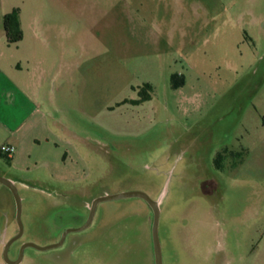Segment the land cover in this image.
I'll list each match as a JSON object with an SVG mask.
<instances>
[{"label":"rangeland","instance_id":"374dc122","mask_svg":"<svg viewBox=\"0 0 264 264\" xmlns=\"http://www.w3.org/2000/svg\"><path fill=\"white\" fill-rule=\"evenodd\" d=\"M0 1L56 52L32 157L0 154L22 207L10 260L84 226L97 198L142 192L162 264H264V0ZM152 218L141 198L99 203L20 264H154ZM17 233L0 184L2 262Z\"/></svg>","mask_w":264,"mask_h":264},{"label":"crops","instance_id":"0c3cea01","mask_svg":"<svg viewBox=\"0 0 264 264\" xmlns=\"http://www.w3.org/2000/svg\"><path fill=\"white\" fill-rule=\"evenodd\" d=\"M14 9H18L15 3L7 8L0 1V147L14 148L9 159L17 165L25 154L32 157L29 138L48 121L51 64L56 52L42 29L30 23V11L20 12L21 41L7 42L3 17ZM33 140L40 142L39 138ZM0 237L6 241L5 236ZM0 264L4 263L0 260Z\"/></svg>","mask_w":264,"mask_h":264},{"label":"water","instance_id":"95a60500","mask_svg":"<svg viewBox=\"0 0 264 264\" xmlns=\"http://www.w3.org/2000/svg\"><path fill=\"white\" fill-rule=\"evenodd\" d=\"M0 184L3 185L4 187H6L13 196L15 206H16V221L18 224L17 235L4 244V249H3V263L4 264H20L22 261V257H23V251L25 248H28V247L34 248V249L39 250V251H47L49 249L60 247L62 245L63 240H64L65 236L67 235V233L74 232V231H82L90 225L94 211H95V209L99 203H102L105 201L122 199V198H131V197L143 199L144 201L147 202V204L150 206V208L152 210L153 218H152V225H151V235H152V243H153L154 264H162L161 247H160V242H159V237H158V222H159V214H160L159 206H158L159 204L157 201L150 199L146 194H144L142 192H126V193H119V194H115V195H105V196L97 198L92 203L88 221L86 222V224L84 226H82L81 228L76 229V230L66 231L62 235L61 240L57 244H54V245H50L47 247H38L34 244L27 243L20 249L17 259L16 260H10L8 258L9 249H10L11 245L22 236V233H23V227H22V223H21V208H22L21 207V199L18 195V192H17V189H16L14 182H12L9 179L0 177Z\"/></svg>","mask_w":264,"mask_h":264},{"label":"trees","instance_id":"16d2710c","mask_svg":"<svg viewBox=\"0 0 264 264\" xmlns=\"http://www.w3.org/2000/svg\"><path fill=\"white\" fill-rule=\"evenodd\" d=\"M3 30H4L7 42L9 44H15L21 41L22 31L20 27L18 9H14L11 13L3 17ZM230 154H232V152H230ZM222 158H223L222 155H217L216 159L214 160V164L218 169L221 168ZM241 159L242 158H240V161Z\"/></svg>","mask_w":264,"mask_h":264},{"label":"built area","instance_id":"2783aa9c","mask_svg":"<svg viewBox=\"0 0 264 264\" xmlns=\"http://www.w3.org/2000/svg\"><path fill=\"white\" fill-rule=\"evenodd\" d=\"M13 153H14V148L12 146L2 145L0 147V154L1 155H5L8 158H10Z\"/></svg>","mask_w":264,"mask_h":264},{"label":"flooded vegetation","instance_id":"af4514ba","mask_svg":"<svg viewBox=\"0 0 264 264\" xmlns=\"http://www.w3.org/2000/svg\"><path fill=\"white\" fill-rule=\"evenodd\" d=\"M91 206H92V204H91ZM91 206L89 207V210L91 209ZM70 233V232H69ZM68 234V233H67ZM17 258H14V259H12V260H16Z\"/></svg>","mask_w":264,"mask_h":264}]
</instances>
